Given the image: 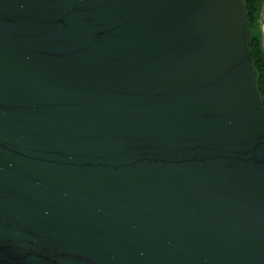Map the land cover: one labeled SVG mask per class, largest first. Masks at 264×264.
Here are the masks:
<instances>
[{
	"label": "water",
	"instance_id": "obj_1",
	"mask_svg": "<svg viewBox=\"0 0 264 264\" xmlns=\"http://www.w3.org/2000/svg\"><path fill=\"white\" fill-rule=\"evenodd\" d=\"M250 23L245 0H0V264H264Z\"/></svg>",
	"mask_w": 264,
	"mask_h": 264
},
{
	"label": "trees",
	"instance_id": "obj_2",
	"mask_svg": "<svg viewBox=\"0 0 264 264\" xmlns=\"http://www.w3.org/2000/svg\"><path fill=\"white\" fill-rule=\"evenodd\" d=\"M249 11L254 57L260 91L264 96V0H245Z\"/></svg>",
	"mask_w": 264,
	"mask_h": 264
}]
</instances>
